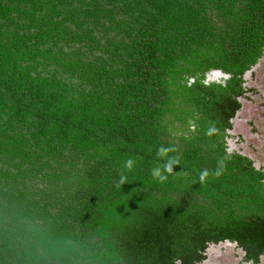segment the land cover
<instances>
[{"label": "trees", "instance_id": "trees-1", "mask_svg": "<svg viewBox=\"0 0 264 264\" xmlns=\"http://www.w3.org/2000/svg\"><path fill=\"white\" fill-rule=\"evenodd\" d=\"M263 53L264 0H0V264L256 261L264 172L225 139Z\"/></svg>", "mask_w": 264, "mask_h": 264}, {"label": "rangeland", "instance_id": "rangeland-1", "mask_svg": "<svg viewBox=\"0 0 264 264\" xmlns=\"http://www.w3.org/2000/svg\"><path fill=\"white\" fill-rule=\"evenodd\" d=\"M217 70L206 74V81H217ZM245 88L251 91L238 99L240 109L230 121L226 149L249 158L255 168L264 169V53L259 62L243 76ZM238 248L224 242L209 243L203 251V260L195 264H242ZM264 264V259L262 263Z\"/></svg>", "mask_w": 264, "mask_h": 264}, {"label": "clouds", "instance_id": "clouds-1", "mask_svg": "<svg viewBox=\"0 0 264 264\" xmlns=\"http://www.w3.org/2000/svg\"><path fill=\"white\" fill-rule=\"evenodd\" d=\"M170 151H174V149H171V148H165L163 146L159 147L158 150H157V156L159 158H164L167 156L168 152ZM133 160L132 159H128L126 162H125V167L127 169H131L132 166H133ZM179 163V159L178 158H175V159H172V158H169L167 159V161L165 162V164L161 167V166H157L155 168H153L151 170V175L153 177V179L157 180L159 183L163 184L164 182L167 181V178H168V175L167 174H171L172 171H173V166L178 164ZM209 175V172L208 170H203L201 171L200 173V176H199V179H200V182L203 183L206 178L208 177ZM216 175H220V172L217 171L216 172ZM126 177L125 176H121L120 179H119V185H123L124 183H126Z\"/></svg>", "mask_w": 264, "mask_h": 264}, {"label": "flooded vegetation", "instance_id": "flooded-vegetation-1", "mask_svg": "<svg viewBox=\"0 0 264 264\" xmlns=\"http://www.w3.org/2000/svg\"><path fill=\"white\" fill-rule=\"evenodd\" d=\"M262 171L264 172V169H262ZM220 242H224V243H228V244H231V245H235L237 246L234 242H229L227 240H223V241H220ZM239 252H238V257H237V260H239V258L241 257V262L242 264H260L262 263L263 259H264V251L257 257L256 261H252L250 259H245V254L244 252L237 246Z\"/></svg>", "mask_w": 264, "mask_h": 264}, {"label": "water", "instance_id": "water-1", "mask_svg": "<svg viewBox=\"0 0 264 264\" xmlns=\"http://www.w3.org/2000/svg\"><path fill=\"white\" fill-rule=\"evenodd\" d=\"M216 75H220L221 74V77L220 78H226V76L224 74H222L221 72L220 73H215Z\"/></svg>", "mask_w": 264, "mask_h": 264}]
</instances>
